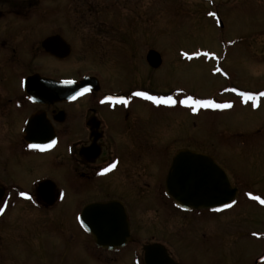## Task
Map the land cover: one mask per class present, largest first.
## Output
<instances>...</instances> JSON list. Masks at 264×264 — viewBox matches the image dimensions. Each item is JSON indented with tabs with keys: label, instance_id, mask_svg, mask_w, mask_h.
Returning a JSON list of instances; mask_svg holds the SVG:
<instances>
[{
	"label": "rangeland",
	"instance_id": "1",
	"mask_svg": "<svg viewBox=\"0 0 264 264\" xmlns=\"http://www.w3.org/2000/svg\"><path fill=\"white\" fill-rule=\"evenodd\" d=\"M87 1L90 8L84 1L77 2L79 15L89 14L87 10H92L93 1L112 4L107 0ZM57 3L58 0H41L34 13L35 23L31 25L36 28L43 20L49 22L54 18L56 12L51 11ZM121 4V18H115L117 5H111L105 13L114 33L111 31L107 39L101 37L100 43L94 40L89 45L84 42L87 31L80 28L75 36L76 44L80 43L75 54L56 72L62 77H74L78 71L79 75L95 73L104 88L114 91L138 88L178 101L191 96L230 104L229 108L199 107L193 112L191 107L179 103L154 104L153 108L135 102L128 110V124L135 132L155 135L157 142H152L160 149L159 162L165 157L162 148L169 154L178 147L200 150L223 166L238 191L236 203L219 216H205L196 223L185 224L184 217L175 214L173 230L168 234L166 230L159 231L152 238L172 240L177 250L181 240H206L207 252L204 249L200 252V246L194 253L184 251L187 255L184 261L190 264H255L264 254V204L251 198L264 199V96L259 95L264 92V0H123ZM212 13L217 15L221 26ZM102 15L100 19H104ZM86 24L95 27L96 21L88 17L83 28L89 30ZM51 26L55 30L56 25ZM149 50L161 57L157 69H152L145 60ZM242 92L251 94L255 100H246L240 95ZM118 143L113 150L123 153L125 143ZM26 171L31 176L53 177L58 173L49 164L47 168L28 167ZM36 179L13 183L29 189ZM54 180L60 190L68 191L64 180L56 177ZM68 205L64 202L61 210L50 215L34 211L23 215L19 208L9 212L6 223L11 230L3 237L9 244L11 264L55 261L45 250L51 248L55 254L62 253L61 245L40 250L33 247L34 239L51 243L60 239L55 228L47 232L46 228L59 217L67 222L74 207L71 201ZM65 213H69L67 218ZM141 231L137 236H147L146 239L150 238L147 233H155L144 228ZM6 232L7 229L3 233ZM22 232L30 243L15 240ZM179 249L183 255L184 249Z\"/></svg>",
	"mask_w": 264,
	"mask_h": 264
},
{
	"label": "flooded vegetation",
	"instance_id": "2",
	"mask_svg": "<svg viewBox=\"0 0 264 264\" xmlns=\"http://www.w3.org/2000/svg\"><path fill=\"white\" fill-rule=\"evenodd\" d=\"M79 1L58 0L51 11L56 12L55 17L49 22L43 20L40 28H34L31 23H35L34 13L41 0H0V188L3 191L0 207L4 209L0 213V264H11L9 244L3 237L11 230V225L6 223L9 212L19 208L23 215L33 211L50 215L54 210H61L64 202L69 206L70 201L74 207L69 211L67 222L59 217L49 222L46 228V232L55 228L60 239L53 240L54 243L34 239L33 244L40 250L58 244L63 252L55 254L51 248L45 250L55 261L36 264H145L143 248L150 245L161 246L166 252V255L153 256L155 264H190L184 261L187 256L184 251L194 253L200 246V252L203 253V249L207 252L206 240H181L177 250L172 240L165 242L152 237L159 231L170 233L175 214L183 216L185 224H193L205 216H219L232 206L220 210L188 211L177 207L166 195L164 184L174 154L180 150L201 151L178 147L169 154L162 148L165 157L159 162L160 149L152 142H157L155 135L135 132L128 124V110L135 102L147 103L154 108L150 100L133 95L134 92H143L142 89L114 91L104 88L95 73L79 75L78 71L74 77H62L56 72L75 54L80 44H76L75 36L80 28L88 33L85 34L88 36L85 43L93 45L95 40L98 44L101 37L107 39L112 31L110 18L105 17L110 6H118L115 18L122 16L123 0H107L112 4L104 5L93 1L92 10L87 0H81L89 7V14L85 16L79 15L76 6ZM100 13L104 19L99 18ZM88 17L92 22L96 21L95 27L86 24L90 31L83 28ZM52 23L56 25L55 30ZM45 41L51 51L43 47ZM54 53L59 57L53 56ZM46 66L48 69L43 70ZM85 79H89L88 91L80 92L82 94L65 96L62 87L54 86L63 81L79 84ZM110 96L114 97L112 101L105 100ZM119 97H124L128 103H116L115 98ZM52 141L56 143L50 148L29 147L48 145ZM118 142L125 143L123 153L113 150ZM48 164L58 172L55 176L27 175L26 168L42 169ZM112 164L116 166L103 172ZM54 177L64 180L68 191L60 190ZM24 179H36V182L29 189L16 186L17 181ZM21 192L31 199L21 196ZM99 203L113 204L114 211L123 216L129 239L122 247L112 250L97 247L82 226L80 216L84 208ZM69 213H65L66 218ZM143 228L155 233H147L150 237L147 239V236H137ZM6 229L7 232L3 233ZM23 235L24 232L18 234L15 240L29 242ZM179 247L184 249L183 255L179 253Z\"/></svg>",
	"mask_w": 264,
	"mask_h": 264
},
{
	"label": "water",
	"instance_id": "3",
	"mask_svg": "<svg viewBox=\"0 0 264 264\" xmlns=\"http://www.w3.org/2000/svg\"><path fill=\"white\" fill-rule=\"evenodd\" d=\"M217 21L221 26L218 18ZM43 47L47 51L52 50L47 41L43 43ZM52 55L59 57L55 53ZM145 60L153 69L162 63L159 53L154 50L147 52ZM88 80L85 79L80 84L62 83L54 86L62 87L65 96L74 95L87 87ZM164 188L166 195L177 207L188 211L221 209L225 205H231L238 196L237 189L220 165L206 154L191 150H180L174 154ZM2 194L0 188V198ZM80 219L99 248L116 249L129 239L124 218L114 211L111 203L88 205L82 211ZM143 251L145 264H155L153 256L156 254L166 255L164 248L158 245L146 246Z\"/></svg>",
	"mask_w": 264,
	"mask_h": 264
},
{
	"label": "snow or ice",
	"instance_id": "4",
	"mask_svg": "<svg viewBox=\"0 0 264 264\" xmlns=\"http://www.w3.org/2000/svg\"><path fill=\"white\" fill-rule=\"evenodd\" d=\"M210 15H215L214 13L210 14ZM185 56H187V58L191 59V56H188L187 53L184 54ZM63 83H72V81H63ZM82 91H88V89H83ZM78 94H82V93H78ZM134 96H138V97H142L144 99L150 100L152 103L156 104V105H175L177 103L181 104V105H185L188 107H191L192 111L195 112L197 110V108L199 107H204V108H229L231 107L230 104H219V103H215L212 100H197V99H193V97L188 96L185 99L182 100H176L174 99L172 96H153V95H149L147 92H134L133 93ZM241 96H243L246 100H255V97L252 96L249 93H240ZM260 96H264V92L259 93ZM74 98V97H73ZM114 98L113 97H105V100L108 101H112ZM104 101H101V103H103ZM115 102L116 103H122V104H127L128 101L124 98V97H119V98H115ZM256 105L253 104V107H255ZM55 141H52L51 144L48 145H43V146H39V145H29V147H46V148H50L52 146V144H55ZM116 165L112 164L110 165L108 168H105L103 170V172H107L109 171L111 168H114ZM21 196L26 197L28 199H31L30 196H27L26 193L21 192L20 193ZM249 196H251V193L248 194ZM252 199L259 201L260 204H264V199H261L259 196H251ZM233 204H235L236 202L233 201ZM231 205H225V207H230ZM4 211V209L2 207H0V213H2ZM253 235H256L255 233Z\"/></svg>",
	"mask_w": 264,
	"mask_h": 264
}]
</instances>
